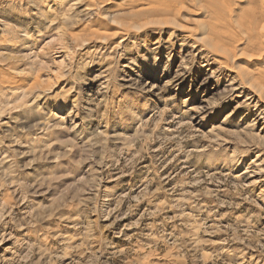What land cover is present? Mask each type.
Masks as SVG:
<instances>
[{
    "label": "rangeland",
    "instance_id": "obj_1",
    "mask_svg": "<svg viewBox=\"0 0 264 264\" xmlns=\"http://www.w3.org/2000/svg\"><path fill=\"white\" fill-rule=\"evenodd\" d=\"M117 1L0 0V264H264V0Z\"/></svg>",
    "mask_w": 264,
    "mask_h": 264
},
{
    "label": "bare ground",
    "instance_id": "obj_2",
    "mask_svg": "<svg viewBox=\"0 0 264 264\" xmlns=\"http://www.w3.org/2000/svg\"><path fill=\"white\" fill-rule=\"evenodd\" d=\"M164 1V3L166 2V6H168V8H170L171 10H172V8L174 9V8H176V6H178L179 5V3H181L182 4V0H163ZM184 1V0H183ZM118 2V4H131V3H133L134 2V0H130V2L129 3H127L126 2V0H119V1H117ZM200 2V1H199ZM101 5H103V4H101ZM150 7H148L147 9H145L144 10V12L145 13H147V11L146 10H148ZM150 10V9H149ZM174 10H177V8L176 9H174ZM206 11V9L205 8H201L200 9V12L199 13H197V15H200V16H204L205 15V12ZM177 12V11H176ZM206 15H207V13H206ZM114 16V15H113ZM139 16V15H138ZM145 18H147V17H145ZM148 19V18H147ZM150 20V19H149ZM113 22H115V23H117V24H119L120 25V27H119V30H118V32L117 33H119V34H127V31H129V29H127V26L124 24V23H120L119 22V20L116 18V16H114L113 17V20H112ZM158 21H154V22H151V21H149L148 23L150 24V25H147V27L148 28H150V27H154V26H159L160 28V33L161 32H163L164 31V29L166 28V26H168L169 25V23H170V21H160L159 23H157ZM172 22V21H171ZM174 22V21H173ZM172 22V26L174 27V29H176V30H183L184 32H186V34L184 35L185 37H192L194 34H196L195 33V31H194V28H190V29H188V28H183V29H181L180 28V26L181 25H179V24H177V23H173ZM201 22V21H200ZM199 23V22H198ZM211 24V23H210ZM238 24V23H237ZM198 25V24H197ZM150 26V27H149ZM201 27L202 28V32H203V34H202V36L203 37H198V39H196L198 42H199V44L200 45H198V46H196V44L195 45H193V49L194 50H197V48H198V50L199 51H201L202 52V56L204 57V58H211L212 60H214V61H218V58L220 57V58H223L224 59V61H222V65L224 64L225 66H230L229 67V70H232L233 71V69H232V66L229 64L230 62H229V59L230 58H232L233 56H234V50L232 49V48H230V47H223L222 45H220L216 40H215V36H213V33L215 32L214 30H215V28L212 26V25H208V24H206V22H201L199 25H198V27ZM180 28V29H179ZM234 29V31H233V33H235L236 34V37L234 36V35H232V43L234 42V43H237V44H241V45H245L246 43L248 44V42L251 44V45H253L254 44V42H250L249 40H248V37H247V35H245V33L244 32H246L244 29H243V27L240 25V24H238V25H236V27H234L233 28ZM196 30V29H195ZM218 32V31H217ZM152 33V32H151ZM208 33V34H207ZM170 36L171 35H174V30H173V28H172V30L171 31H169V33H168ZM217 34V33H216ZM218 34H219V32H218ZM217 34V35H218ZM241 34L243 35L244 34V37L243 36H241ZM215 35V34H214ZM128 36V35H127ZM108 37V36H107ZM234 38H235V40H234ZM236 38H237V40H236ZM102 41H104V40H102ZM230 42V41H229ZM83 44V43H82ZM81 44V45H82ZM263 67H258V69H257V71L255 72L256 73V76H253V74L250 76L251 77V79H249L248 81H246V82H244V80H243V78H242V76L240 75V74H237V76H238V78L237 79H235L238 83H237V87H236V89L237 90H240V91H244V88H246V89H249L250 90V92H251V95H249L248 96V99H250V98H252V96H257V97H261L262 96V91L261 90H259V88L257 87V83H256V79H258V75L259 74H261V71L262 72H264V65H262ZM259 70V71H258ZM14 81V80H13ZM235 81V82H236ZM36 83V81L35 82H33L32 84H31V86L33 85V84H35ZM16 84H18V86H21V85H24V82H22L21 80L19 81V79L16 81ZM261 95V96H260ZM216 98H218V95H209V97H207V101H206V105L204 106V107H208V106H211V105H213L214 103H216L217 102V99ZM205 116V114H202V116ZM206 118V116L205 117H202V120L203 119H205Z\"/></svg>",
    "mask_w": 264,
    "mask_h": 264
}]
</instances>
